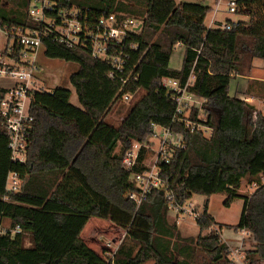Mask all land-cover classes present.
Here are the masks:
<instances>
[{
    "label": "trees",
    "instance_id": "1",
    "mask_svg": "<svg viewBox=\"0 0 264 264\" xmlns=\"http://www.w3.org/2000/svg\"><path fill=\"white\" fill-rule=\"evenodd\" d=\"M201 1L58 0L60 7H76L89 17L113 11L135 15L142 25L125 40L122 49L129 58L113 77L110 64L93 58L87 47H69L52 35L42 38L46 57L78 65L69 82L79 106L70 103L71 92L62 86L33 91L22 163L11 160L0 114V221H9L0 230V264H237L221 239L223 226L244 229L254 241L241 250L245 264H264V113L259 110L253 119L255 106L229 94L232 78L249 72L254 58L264 60V0H235L233 13L247 20L228 18L210 27L205 23L210 8ZM28 2L0 0V25L34 26L25 20ZM223 23L230 28H222ZM176 44L184 47L179 68L170 66ZM164 78L176 79L187 92L204 98L203 119L192 109L190 120L209 128L207 135L190 132L183 121L172 122L175 91L163 86ZM249 85L245 93L264 98V81L251 79ZM139 89L144 94L120 123H107L119 97ZM5 91L0 87V99ZM153 124L179 132L185 146L160 165L163 189H152L137 204L126 194L139 190L131 173L144 167L127 170L122 157L133 141L151 136ZM144 157L141 149L140 163ZM10 171L21 180L16 191L5 187ZM242 179L255 184L251 193H240ZM166 193L174 204L194 194L224 193L225 207L241 199L239 221L215 222L205 201L194 220L197 235L183 236L167 215ZM94 217L123 229L131 245L122 240L109 259L89 247L81 232Z\"/></svg>",
    "mask_w": 264,
    "mask_h": 264
},
{
    "label": "built area",
    "instance_id": "2",
    "mask_svg": "<svg viewBox=\"0 0 264 264\" xmlns=\"http://www.w3.org/2000/svg\"><path fill=\"white\" fill-rule=\"evenodd\" d=\"M226 5L229 12L235 11V0H226ZM25 12V20L34 26L0 25V35L6 36L3 42L4 49L0 50V78L11 83L5 87L6 91L0 99V114L9 138L8 149L11 160L21 163L26 158L28 131L33 119L29 113L30 97L33 91L45 90L35 75L38 69L35 54L38 47L43 46L42 38L52 35L57 41L69 47H87L93 58L110 64L112 69L109 75L113 77L116 72L123 71L129 58L122 49L125 40L130 33L139 31L142 25L141 17L128 13L113 11L100 17H89L87 12H82L76 7H60L58 0H29ZM221 27L229 29L230 25L223 23ZM129 46L136 47L134 44ZM3 51H6V55ZM29 52L33 53L31 60L27 59ZM13 54L16 56L12 57ZM127 79L128 77L121 79L122 84L125 85ZM162 84L168 90L175 91L171 94V98L176 102L172 122L183 121L190 132L198 130L207 135L209 128L190 120L192 109L199 110V113L203 112L204 98L187 92L186 86H180L176 79L164 78ZM135 93H124L117 101L126 102ZM243 99L249 103L252 101L250 98ZM258 111L253 112V119L256 118ZM203 117L204 113L197 118L203 119ZM184 146L183 137L179 132L157 124H153L151 136L145 142L133 141L124 153L121 165L131 170L134 166L141 164L144 170L131 173V180L139 190L128 192L127 197L139 204L152 189H163L164 181L159 176L160 165L169 161L174 149H181ZM141 149H144L145 157L140 163L138 156ZM148 153L151 154L149 162L146 161ZM20 183L18 174L10 171L6 178V190L16 191ZM166 197L170 200L169 210L174 212L176 223L185 221L189 216L195 220L201 212L194 211L196 204L190 202V198L184 203L174 204L171 202L170 194L166 193ZM240 231L247 232L244 229ZM240 248L241 244L229 249V257L233 262L239 260L237 257H239Z\"/></svg>",
    "mask_w": 264,
    "mask_h": 264
},
{
    "label": "rangeland",
    "instance_id": "3",
    "mask_svg": "<svg viewBox=\"0 0 264 264\" xmlns=\"http://www.w3.org/2000/svg\"><path fill=\"white\" fill-rule=\"evenodd\" d=\"M182 2H197V0H182ZM9 7V6H8ZM228 6L226 5V0H220L218 5V12H217V19H223L229 18V19H236L239 16H237L236 13L229 12ZM135 16V15H134ZM211 13L207 15V21L210 18ZM224 18V19H225ZM224 19L222 22H224ZM214 25V24H213ZM217 25V24H215ZM6 36L0 35V50L4 49V41ZM11 42V41H10ZM180 45L176 44L175 48L171 55V65L173 67L179 66L182 62V52ZM33 58V53L29 52L27 54V59L31 60ZM255 62L257 64L248 72H246L244 75L245 77L255 76V77H261L264 78V62L262 59L254 58ZM35 62L39 65L38 67V81L40 84L45 88V90L53 89L55 86H62L70 90V103H72L75 106H79L77 96L75 93L74 88L71 86L69 82V75L72 72H75L77 70V64L74 62H68L64 61L62 59H55V58H49L46 57L44 54V47L41 45L38 47L36 54H35ZM35 73V75H36ZM246 78H239L234 77L230 80L229 84V92L233 94L239 93L240 96L246 99L250 98V92L245 93L248 86H250V79ZM239 85L241 83L240 87L244 86V83L246 82V88H240V91H238V81ZM245 83V84H246ZM10 85V81L0 78V87H6ZM243 85V86H242ZM260 87L252 88L254 94H257V91ZM144 94V91L142 89H139L133 97H131L126 102L116 101L110 108L107 116L106 121L107 123L111 125H118L121 121V118H123L126 114V112L129 110V108L135 103L137 99H139ZM237 95V94H236ZM250 99H253L251 101V104L255 106L257 110H260L261 113H264V101H258L257 99H254V97H251ZM199 116H203V112L199 113ZM150 138V137H149ZM153 141V140H152ZM153 144V142H152ZM151 154L148 153L147 160L149 162ZM255 188V184L248 182L246 179H242L241 186H240V193L246 194L250 191H253ZM205 198H208V208L209 213L214 217V219L217 221V223H220L222 225H235L239 221V217L241 214V208H242V200L236 199L234 200L229 207H225L223 205V201L226 198V195L224 193H216L212 194L209 197L194 194L193 198L190 199V202L198 203V207L194 206L195 212H200L202 210V206L200 205L202 202H205ZM203 204V203H202ZM7 220V219H6ZM179 229L183 236H196L198 233V228L196 226V223L194 219L189 216L185 221L178 222ZM125 231L118 226H116L113 222H111L108 219H99V218H90L87 222V226L82 230L81 237L84 240V242L91 247L92 249L96 250L100 255L104 256L105 258L109 259L113 252L116 250L118 245L124 241L125 245H131V243L124 239ZM234 234H242L244 236H247L246 233H242L241 231H235L232 228H226L223 226L221 238L227 239L228 238V247L231 248L229 245H232L231 243L234 241H237V237L234 236ZM230 238V239H229ZM110 244V246H108ZM117 246V247H116ZM243 246H246L244 244ZM242 246V247H243ZM241 253L243 251L239 250ZM240 255V254H239ZM231 256H233L231 254ZM244 256V253H243ZM240 257V256H239ZM237 257L236 263L237 264H244V261H242L241 258ZM234 259V257H232ZM144 264H152V261H147ZM257 264H263V263H257Z\"/></svg>",
    "mask_w": 264,
    "mask_h": 264
},
{
    "label": "crops",
    "instance_id": "4",
    "mask_svg": "<svg viewBox=\"0 0 264 264\" xmlns=\"http://www.w3.org/2000/svg\"><path fill=\"white\" fill-rule=\"evenodd\" d=\"M175 2L177 3V4H181V3H183L182 2V0H175ZM219 2H220V0H203V1H201V3L202 4H204V5H207L209 8H210V11L208 12V14L209 13H211V16H210V18L208 19V21H207V15H206V18H205V23H206V25L208 26V27H210V26H212L213 24H218V23H222V20L225 18H223V19H217V12H218V5H219ZM237 16H239V15H237ZM226 19H228V18H225L224 19V21L226 20ZM231 20H247V17H245V16H239L238 18H236V19H231ZM178 45H180V47H181V52L183 53V51H184V47H183V45H181V44H178ZM179 47V48H180ZM259 62H264V60L263 61H259ZM37 64V63H36ZM76 64V63H75ZM257 64V62H255V60L253 59L252 60V65H253V67L255 66ZM170 66L171 67H173L172 65H171V58H170ZM37 67H39V65L37 64ZM180 67V65L179 66H175L174 68H179ZM77 68H78V65H77ZM36 72H38V69H37V71ZM35 72V73H36ZM38 75V73H36V77H38L37 76ZM236 77H239V78H246V79H248L249 77H245V76H242V75H236ZM250 80L251 79H256V80H261V81H264V78H261V77H255V76H250V78H249ZM238 82V85H239V80L237 81ZM246 83V82H245ZM244 83V86L243 87H240L241 86V83H240V85L238 86V91H240V92H242L241 90H240V88H243V89H245L246 88V85H247V83L245 84ZM11 84V83H10ZM245 87V88H244ZM5 88V87H4ZM229 94L231 95V96H235V97H237V98H240V99H243L240 95L241 94H239V93H236V94H234V92H233V94L232 93H230L229 92ZM251 97H254V99H257L258 101H261V103H262V101H264V98H258V97H256V96H254L253 95V93H250V98ZM253 100V99H252ZM105 119H106V117H105ZM121 120H122V118H121ZM106 121V120H105ZM107 122V121H106ZM113 126H117V125H113ZM252 191H250L249 193H251ZM193 198V196L190 198V199H192ZM205 201H207L208 202V198H205ZM203 203V202H202ZM202 203L200 204L201 206H202ZM243 203V202H242ZM196 204V206L198 207L199 205H198V203H195ZM209 210V208H207V211ZM208 213H209V211H208ZM167 215H168V217H169V219H171V220H174V212L173 211H171V210H168V212H167ZM213 217V216H212ZM214 218V217H213ZM215 220V219H214ZM215 222H217L216 220H215ZM179 223H177V225H178ZM8 226H9V221L8 220H6V219H2L1 221H0V230H4V229H6V228H8ZM86 226H87V224H86ZM179 227V226H178ZM85 228V227H84ZM221 233H222V229L220 230V235H221ZM247 236H244V235H240V234H234V236L235 237H237L238 239H237V241H234L233 240V242L231 243L232 245H229L231 248H236L238 245H240L241 244V248H240V250H242V249H250L251 247H252V245L254 244V241L252 240V238L250 237V235L247 233L246 234ZM222 239V238H221ZM230 239V238H229ZM224 242H226L227 244H228V238L227 239H222ZM227 240V241H226ZM244 244H246V246H243ZM243 246V247H242ZM117 247V246H116ZM94 250V249H93ZM96 251V250H95ZM97 252V251H96ZM98 253V252H97ZM239 258H241L242 259V261H244V264H245V260H244V256H243V253H241L240 251H239ZM257 264V263H256Z\"/></svg>",
    "mask_w": 264,
    "mask_h": 264
}]
</instances>
